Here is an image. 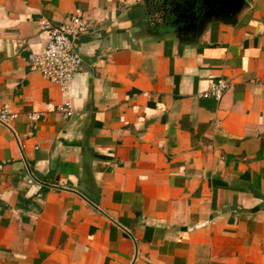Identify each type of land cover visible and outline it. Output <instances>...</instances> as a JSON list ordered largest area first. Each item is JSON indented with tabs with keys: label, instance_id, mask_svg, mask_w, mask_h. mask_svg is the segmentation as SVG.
I'll return each instance as SVG.
<instances>
[{
	"label": "crops",
	"instance_id": "crops-1",
	"mask_svg": "<svg viewBox=\"0 0 264 264\" xmlns=\"http://www.w3.org/2000/svg\"><path fill=\"white\" fill-rule=\"evenodd\" d=\"M157 1L0 0V264H264V0L188 27ZM76 11L63 92L30 59Z\"/></svg>",
	"mask_w": 264,
	"mask_h": 264
},
{
	"label": "built area",
	"instance_id": "built-area-1",
	"mask_svg": "<svg viewBox=\"0 0 264 264\" xmlns=\"http://www.w3.org/2000/svg\"><path fill=\"white\" fill-rule=\"evenodd\" d=\"M158 18L159 16L155 17ZM44 28L48 29L50 40L38 54L31 57L30 68L49 82L59 85L63 92H67L83 65L79 43L88 33L89 23L80 11H76L68 22L57 26L45 25ZM229 88V83L220 79L203 92L202 97L221 101ZM60 111L68 117L74 113L71 103L65 104ZM18 116L9 105L0 103V126L11 129V122ZM39 118V113L30 115L32 121H38Z\"/></svg>",
	"mask_w": 264,
	"mask_h": 264
},
{
	"label": "water",
	"instance_id": "water-1",
	"mask_svg": "<svg viewBox=\"0 0 264 264\" xmlns=\"http://www.w3.org/2000/svg\"><path fill=\"white\" fill-rule=\"evenodd\" d=\"M158 2V1H157ZM159 9L170 17L175 24L188 27L192 21L205 24L211 19L234 22L236 16L244 10L245 0H159ZM180 27V28H181Z\"/></svg>",
	"mask_w": 264,
	"mask_h": 264
},
{
	"label": "trees",
	"instance_id": "trees-1",
	"mask_svg": "<svg viewBox=\"0 0 264 264\" xmlns=\"http://www.w3.org/2000/svg\"><path fill=\"white\" fill-rule=\"evenodd\" d=\"M156 7V6H155Z\"/></svg>",
	"mask_w": 264,
	"mask_h": 264
}]
</instances>
